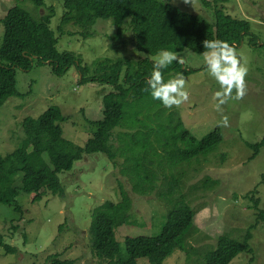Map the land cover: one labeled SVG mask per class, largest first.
Returning <instances> with one entry per match:
<instances>
[{"label":"rangeland","instance_id":"obj_1","mask_svg":"<svg viewBox=\"0 0 264 264\" xmlns=\"http://www.w3.org/2000/svg\"><path fill=\"white\" fill-rule=\"evenodd\" d=\"M166 1L182 11L213 20V7L206 8L200 0H196L194 7L185 5L182 0ZM44 3L55 10L49 26L58 37V51H69L78 56L83 65H88V75L93 74L94 62L104 58L126 55L153 60L156 56L131 52V45L125 50L122 44L112 40L116 27L110 20L98 19L89 28L91 35H82L79 27L72 24L66 25L61 34L56 27L64 12L63 0H44ZM14 4L35 17L41 14L30 0H0V44L1 19ZM221 4L226 13L247 20L250 25L251 36H245L235 46L242 63L248 67L245 96L240 100L229 99L221 106L222 111H217L213 96L219 85L209 77L202 53L183 49L178 51L185 59L183 67L192 69L183 75L189 100L179 108H167L181 117L185 127L197 139L219 127L222 141L218 149L172 169L157 149L153 157L157 185L153 193L147 195L131 191L126 176L120 173L121 166L115 168L104 153H84L70 170L57 174L64 188L63 196L47 193L33 202L35 194L20 192L17 200L22 207L21 213L0 204V233L5 243L17 248L16 252L5 253L0 247V264H47V259L54 254L62 259H72L73 264H96L89 239L92 210L104 201L120 200L118 181L128 192L130 212L135 220L133 224L117 228L115 237L120 248H123L126 236H152L160 232L172 203L168 199L163 201L165 199L159 194H166L173 185L171 198L183 197L196 213L186 232V236L192 233L185 249L175 250L164 264H206L207 255L215 248L219 235L225 232L241 239L246 228L254 223L256 226L251 230L250 239L253 258L250 259V253L241 252L229 264H264V218L258 216L261 212L264 214V145L255 155L252 147L264 137V47H251L248 43L250 38L257 39L259 44L264 42V0L217 3L218 6ZM15 78L19 95L8 97L0 106L2 155L11 153L20 144L24 136L23 118H37L51 105L59 106L67 117L61 123L63 136L82 146L91 135L88 121L102 117L101 99L110 90L109 85L103 83H81L75 66L58 75L49 64H34L27 71L16 69ZM223 116L228 117V127L220 125ZM3 176L8 183L17 180L13 173ZM205 176L218 179V184L201 188L198 181ZM138 261L149 264L144 258Z\"/></svg>","mask_w":264,"mask_h":264},{"label":"trees","instance_id":"obj_2","mask_svg":"<svg viewBox=\"0 0 264 264\" xmlns=\"http://www.w3.org/2000/svg\"><path fill=\"white\" fill-rule=\"evenodd\" d=\"M30 1L41 11L37 17L14 4L1 19L0 106L8 97L19 95L15 70L27 71L34 64H49L58 75L75 66L81 83H103L109 85L110 90L101 99L102 117L88 121L91 135L82 146L63 136L61 123L67 117L57 105L49 106L37 118H23L24 136L20 144L11 153H0V204L21 213L22 207L17 200L20 192L35 194L33 202L38 201L42 194L63 196L64 188L57 174L70 170L84 153H104L115 168L121 166L120 173L126 176L131 191L147 195L152 194L157 185L153 169L157 149L161 156L167 158L170 169L197 157H206L218 149L222 141L219 127L197 139L185 127L180 116L167 111L160 101L153 100L145 91V81L153 68L152 59H134L126 55L104 58L94 62L93 74L88 75V65H83L78 56L73 52L58 51V37L49 26L55 13L53 6H45L44 0ZM200 1L206 8L213 7L212 21L182 11L166 0H63L64 12L56 29L63 34L66 25L72 24L86 36L92 34L89 28L98 19L110 20L116 27L112 40L122 44L125 50L131 45V52L151 56L162 49L174 52L188 49L203 53L207 51L202 45L205 39L227 41L235 47L245 36H251L247 20L233 17L224 11L222 4L217 5L224 0ZM248 43L251 47H264V42L259 44L257 39L250 38ZM191 71L173 62L163 70L165 82L175 74L186 75ZM263 145L264 137L252 145L253 155ZM120 158L123 159L121 162ZM4 173L15 174L17 180L8 183ZM198 182L201 188L208 189L219 181L205 176ZM118 188V202L107 200L92 210L89 239L96 264H140V258L149 264H164L175 250L185 249L187 238L192 233L186 236V232L196 212L183 197L171 198L173 185L166 194H159L165 199L163 201L168 199L172 203L160 232L152 236H126L123 248H120L115 237L117 228L133 224L135 220L130 212V197L120 181ZM258 216L264 218L262 212ZM255 226L256 223L248 226L241 239L225 232L219 235L215 248L207 255L206 264H229L241 252L250 253L252 259L250 239ZM0 247L5 253L17 251L16 247L4 242L1 233ZM47 260V264L74 262L57 254Z\"/></svg>","mask_w":264,"mask_h":264},{"label":"clouds","instance_id":"obj_3","mask_svg":"<svg viewBox=\"0 0 264 264\" xmlns=\"http://www.w3.org/2000/svg\"><path fill=\"white\" fill-rule=\"evenodd\" d=\"M182 2L194 7L196 0H182ZM202 45L207 50L202 53L207 73L219 85V90L213 96L217 101L215 108L217 111H222L221 106L229 99L240 100L245 96L248 67L242 63V57L237 49L227 41L205 39ZM173 62L183 65L185 59L178 52L160 50L153 58L151 74L145 81L147 85L145 91L150 93L153 100L160 101L165 108L173 106L179 108L189 100L183 74H178L165 82L163 70ZM220 125L229 126L227 116L222 117Z\"/></svg>","mask_w":264,"mask_h":264}]
</instances>
